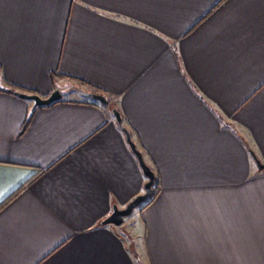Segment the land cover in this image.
I'll return each instance as SVG.
<instances>
[{
    "label": "crops",
    "instance_id": "crops-1",
    "mask_svg": "<svg viewBox=\"0 0 264 264\" xmlns=\"http://www.w3.org/2000/svg\"><path fill=\"white\" fill-rule=\"evenodd\" d=\"M112 109L157 174L119 227L146 178ZM250 151L264 166V0H0V264H264Z\"/></svg>",
    "mask_w": 264,
    "mask_h": 264
},
{
    "label": "water",
    "instance_id": "water-1",
    "mask_svg": "<svg viewBox=\"0 0 264 264\" xmlns=\"http://www.w3.org/2000/svg\"><path fill=\"white\" fill-rule=\"evenodd\" d=\"M14 95L23 100L31 101L33 109L37 107L50 106L54 102L61 100L62 97L61 93L58 90L53 91L46 98H42L35 94H28L22 92H14ZM85 95H87L92 100L97 101L103 106L108 105V101L106 97H104L103 95L92 94V93H85ZM112 115L115 119L117 127L123 132L128 147L132 152V154L135 156L138 166L142 171V174L146 178V182L143 185V192L141 194L134 197L123 208H119L118 206L113 205L111 209V213L100 222V224L103 226L112 225L118 227L123 223L125 218L129 217L134 212V210L139 209L142 206V204H144L150 199L153 193L155 175L154 172L151 170V168L144 161L142 153L137 149L135 143L132 141L130 131L123 125L122 117L119 111H117L116 109H112ZM250 155L252 156V159L254 160L258 169L263 170L264 166L261 164L259 159L254 155L252 151H250Z\"/></svg>",
    "mask_w": 264,
    "mask_h": 264
},
{
    "label": "trees",
    "instance_id": "trees-1",
    "mask_svg": "<svg viewBox=\"0 0 264 264\" xmlns=\"http://www.w3.org/2000/svg\"><path fill=\"white\" fill-rule=\"evenodd\" d=\"M6 92H8V93H11V94H14V89H10V88H8V89H6L5 90ZM82 93H83V91H81ZM85 93H92V94H98L97 93V91H92V92H84V94ZM58 102V101H57ZM92 102H95L96 103V101H92ZM54 103H56V102H54ZM53 103V104H54ZM30 118H31V114L30 115H28L27 116V118L25 119V121H24V125H23V127H22V130H21V132H20V134H22L23 132H24V130L26 129V127L28 126V124H29V122H30ZM139 150V149H138ZM140 151V150H139ZM141 152V151H140ZM142 153V152H141ZM142 156H143V153H142ZM144 158V157H143ZM145 160V162H146V164L151 168V170L154 172V175H155V182H154V185H153V193H152V196L150 197V199L147 201V202H145L144 204H142V206L139 208V210H142L143 208H145L148 204H150L152 201H153V199L155 198V196H156V194H157V174H156V172H155V170H154V168L151 166V164H149L148 163V161L146 160V159H144ZM101 225V224H100Z\"/></svg>",
    "mask_w": 264,
    "mask_h": 264
},
{
    "label": "rangeland",
    "instance_id": "rangeland-1",
    "mask_svg": "<svg viewBox=\"0 0 264 264\" xmlns=\"http://www.w3.org/2000/svg\"><path fill=\"white\" fill-rule=\"evenodd\" d=\"M135 213H137V210L134 211L133 214H131V215L129 216L130 218H129V217L126 218V219H128V220H127V223H129V222H128V221H130L129 219H134V217H135V215H136ZM121 225H122V224H121ZM121 225H120V226H121ZM118 227H119V226H118ZM122 230H123V229H122Z\"/></svg>",
    "mask_w": 264,
    "mask_h": 264
}]
</instances>
